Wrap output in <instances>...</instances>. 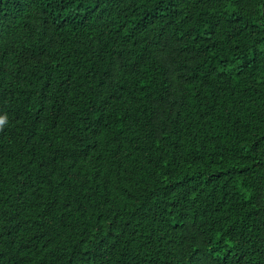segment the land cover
<instances>
[{
  "label": "trees",
  "instance_id": "1",
  "mask_svg": "<svg viewBox=\"0 0 264 264\" xmlns=\"http://www.w3.org/2000/svg\"><path fill=\"white\" fill-rule=\"evenodd\" d=\"M0 264H264V0H0Z\"/></svg>",
  "mask_w": 264,
  "mask_h": 264
},
{
  "label": "clouds",
  "instance_id": "2",
  "mask_svg": "<svg viewBox=\"0 0 264 264\" xmlns=\"http://www.w3.org/2000/svg\"><path fill=\"white\" fill-rule=\"evenodd\" d=\"M3 123H4L3 118H0V124H3Z\"/></svg>",
  "mask_w": 264,
  "mask_h": 264
}]
</instances>
